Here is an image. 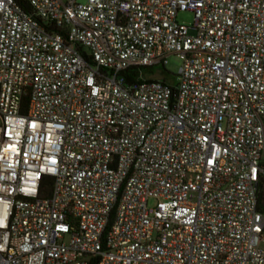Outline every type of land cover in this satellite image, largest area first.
<instances>
[{
    "label": "built area",
    "instance_id": "built-area-1",
    "mask_svg": "<svg viewBox=\"0 0 264 264\" xmlns=\"http://www.w3.org/2000/svg\"><path fill=\"white\" fill-rule=\"evenodd\" d=\"M261 183L264 0H0V264H264Z\"/></svg>",
    "mask_w": 264,
    "mask_h": 264
},
{
    "label": "rangeland",
    "instance_id": "rangeland-1",
    "mask_svg": "<svg viewBox=\"0 0 264 264\" xmlns=\"http://www.w3.org/2000/svg\"><path fill=\"white\" fill-rule=\"evenodd\" d=\"M80 3H85L86 0H79ZM178 24L189 26L192 22V16L188 13H178L176 16ZM180 67V61L177 58L170 57L167 65L164 68L156 67L152 70H142L145 79L165 80L168 84L175 83V77Z\"/></svg>",
    "mask_w": 264,
    "mask_h": 264
},
{
    "label": "trees",
    "instance_id": "trees-1",
    "mask_svg": "<svg viewBox=\"0 0 264 264\" xmlns=\"http://www.w3.org/2000/svg\"><path fill=\"white\" fill-rule=\"evenodd\" d=\"M127 82H132L130 78L127 79ZM257 207L259 212L264 213V185L261 183L258 187V194H257Z\"/></svg>",
    "mask_w": 264,
    "mask_h": 264
}]
</instances>
